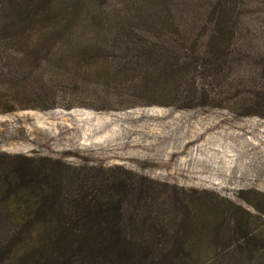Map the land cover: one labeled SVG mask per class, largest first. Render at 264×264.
<instances>
[{"label":"rangeland","instance_id":"374dc122","mask_svg":"<svg viewBox=\"0 0 264 264\" xmlns=\"http://www.w3.org/2000/svg\"><path fill=\"white\" fill-rule=\"evenodd\" d=\"M220 1L165 0L174 12L163 17L144 6L164 0H0V183L53 172L150 187L162 244L198 252L191 264L233 245L236 215L263 230L264 98L253 94L264 88V0L220 5L214 21L237 22L234 34L213 31ZM213 37L232 51L231 69L197 78L192 94L169 67L209 57ZM204 101L215 106H194ZM18 207L0 193V264L20 254L4 247ZM216 230L230 232L217 242Z\"/></svg>","mask_w":264,"mask_h":264},{"label":"trees","instance_id":"16d2710c","mask_svg":"<svg viewBox=\"0 0 264 264\" xmlns=\"http://www.w3.org/2000/svg\"><path fill=\"white\" fill-rule=\"evenodd\" d=\"M223 3L226 0L213 8L211 21L225 18V12L220 8ZM144 11L145 15L163 17H170L174 12L165 0L162 7L144 6ZM216 21L213 31L234 34L239 30L237 22L231 27L228 21ZM173 29L175 34L177 28L173 26ZM210 42L220 43L207 52L209 57H200L194 52L189 63L169 67L173 81L177 82L176 78L191 80L188 85L192 94H197L196 83L200 79H225L231 69L233 53L223 45L225 41L213 37ZM155 55L153 49L152 52L140 50L138 58L149 59ZM260 61V67L258 63L257 67L260 78L264 79V59ZM263 92L264 88H259L253 95L264 98ZM201 95L207 98L204 89H201ZM194 106L212 107L215 104L204 101ZM9 112L12 110L4 113ZM40 169L48 171L43 167ZM51 173L47 172L43 179L34 174L29 176L30 179L0 183L4 201L11 199L16 209L22 205L15 221V226L18 221L20 225L5 241L7 254L14 245L20 253L17 255L15 251L10 259H6L9 264H191L186 260L198 254L185 250L181 244L163 245L167 230L156 220L155 198L150 187L97 174L92 177L75 173L65 179ZM21 197L23 199H19ZM234 217L235 226L230 236L233 245L214 249V258L208 264H264V229L253 231L244 224L243 216ZM216 231L217 242L230 232ZM148 240L153 243L148 245Z\"/></svg>","mask_w":264,"mask_h":264}]
</instances>
